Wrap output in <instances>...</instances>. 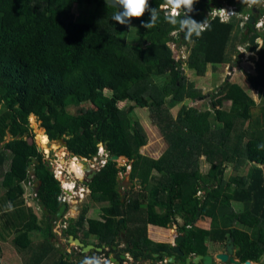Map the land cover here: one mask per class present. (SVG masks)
<instances>
[{
    "label": "trees",
    "instance_id": "16d2710c",
    "mask_svg": "<svg viewBox=\"0 0 264 264\" xmlns=\"http://www.w3.org/2000/svg\"><path fill=\"white\" fill-rule=\"evenodd\" d=\"M148 2L149 8H157L160 14L151 29L141 27L150 19L147 11L128 26L117 24L112 17L119 9L109 7L104 0H0V143L13 155L9 172L2 171L0 183L14 208L23 195L22 183H37L36 201L43 210L48 234L41 243L32 245L30 233L42 230L36 216L29 213L25 223H16L14 213L11 221L22 231L12 243L18 250L31 253L22 264L82 262H73L65 253L56 259L49 256L54 247L49 241L53 234L47 216L55 217L64 203L59 200L60 183L43 161L28 126L30 116L39 118L41 105L46 116L39 120V126L49 141L57 139L59 129H65L67 135L81 133L80 142L69 149L75 157L91 160L102 145L108 157L116 154L131 162L130 176L137 177L142 186L149 183L153 170L160 173L149 200L144 196L124 200L118 173L125 170V165L108 159L84 185L92 201L109 206L103 208L98 220L86 218L87 209H82L71 223L74 232L84 239L93 236L97 247L111 248L116 245L119 230L124 229L125 246L121 251L156 259L152 253L163 257L170 254V247L146 236L147 223L167 227L177 212H183L190 217L180 227L183 232L199 212L212 217L210 239H233L235 256L242 263L259 262L264 256V149L258 150V145L264 144V102L255 115L245 96L227 81L209 94L212 98L223 91L228 93L231 102L227 108H212L208 118L186 108V98H201L202 94L197 89L188 90L182 62L173 56L170 42L180 45L179 26L165 21L168 10L158 6L166 0ZM84 4L93 6V12L76 20L73 9ZM193 7L199 10L201 1ZM247 14L239 10L227 22H221L217 15L207 13L209 27L199 39H191L195 43L187 61L208 62L211 67L230 62L226 48L239 33L245 50L257 53L256 73L246 76L264 101V31L260 34L262 30L248 24L244 19ZM258 37H262V44L256 41ZM103 89L106 95L101 93ZM83 92L89 93L92 109L77 110L74 115L66 112L68 101ZM123 101L128 105L118 107L117 103ZM173 106H179L175 114L170 112ZM134 108H146L165 139L167 148L157 159L138 156L147 133L133 117ZM6 134L10 135L8 141H4ZM36 140L40 147L42 143ZM206 142L212 143L206 156L210 168L207 175H202L193 163L200 158ZM229 154L235 158L234 169L242 172L225 178L223 164ZM5 161V154L0 152L1 170ZM226 182L232 184V191L223 195ZM199 190L204 192L198 196ZM158 204L162 206L160 212L156 210ZM232 204L241 209L236 212ZM3 216L8 219V212ZM179 246L185 254L207 253L203 236L193 230L185 234Z\"/></svg>",
    "mask_w": 264,
    "mask_h": 264
},
{
    "label": "rangeland",
    "instance_id": "374dc122",
    "mask_svg": "<svg viewBox=\"0 0 264 264\" xmlns=\"http://www.w3.org/2000/svg\"><path fill=\"white\" fill-rule=\"evenodd\" d=\"M108 2V0H104ZM220 2V1H219ZM241 2V0H240ZM222 3V2H220ZM244 5V3H240V5ZM231 5V4H230ZM229 5L222 3L221 9H225L227 11L230 10L228 7ZM244 7V6H243ZM161 9V8H160ZM121 10V9H119ZM166 10V9H161ZM73 12L75 14L76 20L84 19L89 14L93 12V6H89L84 4L81 7H78L76 9H73ZM215 12V11H214ZM213 11H210L208 14H213ZM217 13V12H216ZM202 15V14H201ZM200 15V16H201ZM235 21H238V18H234ZM258 33H263V31H260ZM185 35H180V45L177 46V43H171L170 47L173 51V56L175 59H180L182 62V73L185 75L186 80H192L194 89H197L201 92V97H204L202 103L200 106H206V102L209 99V94L216 89L214 84L217 85L222 82L223 75L228 72L227 67L230 64V59L233 60L234 57L238 52L239 57L237 59L238 65L233 67L232 70L228 73V75L235 74V76H238L240 79H242L244 82L248 83L246 74H253L255 75V62L257 59V53L255 52H247L245 50L244 42H241L240 34H237V37L232 38L230 43L232 42V45L235 46V49L233 50V46L230 45V43L227 45L226 48V56L229 58L227 63H221L218 65H215V67H212L208 65V70L204 73H201L200 71L196 70L194 66L195 63L191 64L187 61V57L189 55V51L191 49V46L194 44L192 40H186ZM179 38V37H178ZM259 44L263 43L262 37H258L256 40ZM197 63V62H196ZM227 75V76H228ZM226 79V81L230 78ZM158 80H161V78H158ZM231 78L228 80L230 81ZM234 82V81H233ZM101 93L106 95L108 92L107 90L103 89L101 90ZM254 96L255 93H254ZM199 98H195L194 100H197ZM263 100V99H262ZM261 99L257 100L258 103L262 102ZM185 102V101H183ZM264 102V101H263ZM191 103L188 102L187 106H190ZM200 104V103H198ZM128 105V102H118V107H125ZM177 108L179 106H176ZM176 107L173 108L171 113L175 114ZM2 107V102L0 101V113ZM66 112H68L71 115H74L77 110H81L84 112L85 110L92 109L91 103H90V95L88 92H83L81 95H75L72 100L68 101L67 106L65 107ZM133 117L138 118L141 124H143L146 133H147V142L144 146H142L139 150L140 154L146 155H153L157 156V152H155L154 148V139L155 138H161L165 141V139L160 134L158 128L152 124L149 115H147V109L146 108H134L133 109ZM46 116L44 107L41 105V113L39 118H36L34 116H30L28 118V126L31 128V134L33 135L32 141L36 144V147L39 148V152L43 156V161L48 164V167L50 170L54 173L56 170H63V174L61 175L63 180V184H66V180H71L72 183H74L75 178H81L84 172V168L86 167L85 164H82V162L79 161V157H75L69 149H74L76 145L80 142V139H82L81 133H75L72 135H67L65 129H59L58 130V136L55 141H48L47 136L44 134V130L39 126V120ZM41 136V138L39 137ZM36 137L40 140V147L38 145V142L36 140ZM29 137V141H30ZM10 139V135L6 134L4 137V141H8ZM152 142V143H151ZM3 143H0V152H3L5 154V163L3 165V171L9 169V165L13 159L12 153L4 146ZM138 154V156H140ZM120 160V161H119ZM134 160V159H133ZM118 166L125 165V170L120 171L118 173V188L123 196H125L126 200L127 198H132L133 196L141 198L142 196L145 197V199H150V193L153 187H149L150 185L142 186L137 180L138 178H131L129 168L126 166V164H130V162L127 160V158L121 156L117 160ZM91 165H96L97 163V157L90 160ZM77 164H80L77 166ZM203 164V163H202ZM85 166V167H84ZM234 164L232 167H230L227 170V174H240L241 172L234 169ZM83 167V168H82ZM81 170V171H80ZM9 172V170H8ZM33 176V175H32ZM65 176V177H64ZM85 177V176H84ZM60 178V177H59ZM1 179V178H0ZM66 179V180H65ZM73 187V186H72ZM72 187L68 185L66 187V191L70 192L66 196L67 207L66 211L63 213L62 217L59 220H56V217H50L48 223L50 224V227L54 225V229H51L53 237L49 238L51 244L54 247V252H50L49 256H51V259H56L58 256L63 255L64 253L69 255V259H71L73 262L77 263L78 261H82L85 257H92L93 255L99 256L101 258L108 259L106 256L108 252L106 251H93L89 250L86 253H82V248L76 245L73 241L75 239H78L84 246L87 245H93L97 246L98 241L97 238H94L93 236H89L88 238L84 239L79 232H74L73 226H71L72 222H75L76 219L79 217V214L81 213L82 209H87V212L85 214V217L88 219H99L102 217L99 215L100 213V207H108V203H97L90 199V192L87 190L85 186H82V184L76 183L75 189L71 191ZM23 195L17 200L18 206L16 208L13 207V203L7 200V198L4 195L3 187L0 185V232L2 233L3 237L0 239V264H22L23 261L27 257L30 256V254H27L23 250H18L12 243V239L17 235L18 232H21L22 230L19 229V227H16L15 223H12L11 218L14 222V213H16V219L15 222L18 223L24 222L27 220L29 213L33 214L37 218V224L42 228L38 231H32L30 233L29 238L31 239L32 245H38L41 243L46 237H48V234L46 233V224L44 223L43 218V210L39 206L38 202L34 199V192L31 186L24 185ZM68 188V189H67ZM80 188L84 189L82 193H80ZM79 191V193L77 192ZM74 192V193H73ZM72 194V195H71ZM74 195V196H73ZM83 196V198H81ZM71 196V197H69ZM149 196V197H148ZM11 203L14 210H7V205ZM234 207L237 209L236 212H238L241 207L238 205H234ZM18 208L22 209L17 210ZM24 211V212H23ZM4 212H8V219H6V216H3ZM45 214V213H44ZM11 215V216H9ZM55 222V223H53ZM2 228V229H1ZM19 229V231H18ZM54 231V232H53ZM75 233V234H73ZM124 229H120L118 236L116 238V246L118 245V248H123L125 246V235H124ZM137 235V234H136ZM72 237V240L70 239ZM81 237V239H80ZM70 241V242H69ZM157 242V241H154ZM221 250V247L212 248L210 253H213L214 250ZM124 255H127V259L124 260V262H119V264H166L164 262V259H154L152 262L151 259L147 255H138L134 256L130 253H126L122 251ZM70 260V261H71ZM44 264H52V260L45 262ZM112 264V263H110ZM115 264V263H113ZM254 264H264V256L263 258Z\"/></svg>",
    "mask_w": 264,
    "mask_h": 264
},
{
    "label": "crops",
    "instance_id": "0c3cea01",
    "mask_svg": "<svg viewBox=\"0 0 264 264\" xmlns=\"http://www.w3.org/2000/svg\"><path fill=\"white\" fill-rule=\"evenodd\" d=\"M219 64H221V63H219ZM208 65L211 66V64L208 62H197L194 64L193 67H195V69L200 71L201 73H204L205 71L208 70ZM216 65H218V64H216ZM231 71H233V70H231ZM226 75H227V72H226V74L223 75L224 79L222 80V82H227L231 78V80L228 81L230 83V85L235 87L236 89H238V91H240L245 96V98L247 99V102L249 104H251L252 107H254V109L252 110V113L257 115L260 107L263 106V101L261 103H258V101H257V100L261 99V98H259L257 90H254L249 82L248 83L244 82L238 76H235V74H232V75L229 74L230 78L226 81V79H227ZM229 75L227 77H229ZM222 82L217 84V85L214 84L213 86H215L216 89H214L211 93H214L217 89H220ZM187 84L189 85L188 90L194 89V87H193L194 85H193L192 80H190V79L187 80ZM254 93L256 96H254ZM203 99H204V97H201L197 100L186 98L184 100L185 102H183V104H185L186 108L190 109L194 113H198L199 115H201L205 118H208V115L213 112V109L227 108L231 102V96L228 93H226L225 91L218 93L217 95H215L212 98H209L206 102V106H200L202 103H204V101L202 102ZM188 102L191 103L190 106H187ZM198 103H200V104H198ZM174 107L175 106H173L170 109V111H172ZM176 109H177V107H176ZM153 144H154L153 149L155 150V152H157L158 155L153 156L152 154L151 155L149 154L146 156L157 159L165 151V149L167 148V144L161 138L160 139L155 138ZM211 145H212L211 142L204 143L202 145L200 158L193 163V167L197 168L198 171L202 175H207L209 168H210V163L206 159V156H207L208 151L211 148ZM140 155H145V154H140ZM234 163H235V158L233 157V155L229 154L226 157V160L224 161V164H223L225 167V170H224V177L225 178H229V177L233 176L231 174H227V170L230 167H232V165ZM249 166H251V164H249ZM2 171H3V169L2 170L0 169V178H1ZM241 172H242V170H241ZM234 175H237V174H234ZM159 177H160V173H158L156 170H153L151 173V178H150L149 183H148V185H150L149 187H156L159 184ZM137 180H139V179H137ZM139 182H140V180H139ZM212 183H213V180H212L211 184ZM0 185H1V183H0ZM24 185L25 184L22 183V187H24ZM23 190H24V188H23ZM200 191H201V194L204 192V190H200ZM231 191H232V184L230 182H226V184L224 186V190H223V195L231 193ZM233 205H235V204H232V207L236 211L237 209ZM236 205H238V204H236ZM140 206L144 207L145 204L143 203ZM103 208H104L103 206H101L99 208L100 209L99 215L102 213ZM156 210L157 211L159 210V212H160L162 210V206L160 204L156 205ZM188 219H190V217L187 216L186 214H184L183 212H177L175 214V220H173L170 224H168L167 227L155 225L152 223H147V225H146V236L152 241H157V243H159V244H165V245L170 247V246L174 245V239L176 238V236L183 233L180 231V227L182 225L188 223ZM187 226L190 227V230H193L196 233L201 234L203 236L204 243H205V245L207 247V251L209 253L212 250V248H216V247L222 248V246H220V244L223 245L222 244L223 242L212 241L209 237L210 236V229L212 226V217L211 216H207V215H203V214L199 213V215L195 216V218L192 221H190V223L187 224ZM235 226H237V225L235 224ZM215 243H219V246L216 245ZM222 250L223 249H221V250L215 249L213 253L220 252ZM234 251H235V248H234ZM171 253H172V248H170V254Z\"/></svg>",
    "mask_w": 264,
    "mask_h": 264
},
{
    "label": "clouds",
    "instance_id": "9594fccd",
    "mask_svg": "<svg viewBox=\"0 0 264 264\" xmlns=\"http://www.w3.org/2000/svg\"><path fill=\"white\" fill-rule=\"evenodd\" d=\"M201 1V0H199ZM213 1V0H212ZM218 1H222V0H218ZM197 2V0H166V2L164 4H161L159 5L158 7L161 8V9H167L168 11L166 12L165 16H164V19L165 21L171 25V26H176L178 25V29L177 31H179V34H185V39L186 40H191L193 38V36L197 39H199L201 36H202V33L209 27L208 25V21H207V18H206V15L207 13H209L210 11H216L217 12V16L221 19V22H227L229 19H231L232 17L235 16V13H234V10L232 8V6H228L230 8L229 11L225 10V9H221V5L218 6V4L220 2H216L213 1L211 2V4L214 5V7L210 8V9H207L208 7V4L205 3L204 5H202V7L198 10L196 7H193V5ZM223 2V1H222ZM262 2V0H241V3H246L248 4L249 6H253V5H257V4H260ZM227 4V3H225ZM229 5V4H227ZM261 5V4H260ZM259 5V7H260ZM108 6L109 7H114V8H118V9H122L121 10H117L112 19L117 23V24H120V25H124V26H128L130 25V22L131 20L133 19H138V18H141L145 12H149L150 14V19L148 22L146 23H142L141 24V27H143L144 29H151V28H154L156 27L157 25V21L158 19L160 18V14L159 12L157 11V8H149V2L148 0H108ZM203 6H206V7H203ZM258 8H256L257 10ZM183 10V13L182 11ZM258 11V10H257ZM194 12V13H192ZM190 13V14H189ZM250 13V11H249ZM183 14V18L181 19H178L179 17H181ZM202 14V15H201ZM201 15V16H200ZM214 15V13L212 14ZM257 15V14H256ZM201 17L202 18V21L201 22H197L195 20V17ZM258 16V15H257ZM257 16H255L253 13H250V14H247L245 15V17H247L246 19V22L248 23V20L249 19H253V25L254 28H255V21H256V18ZM244 17V19H245ZM247 30V29H246ZM173 34H176V33H173ZM243 42V41H241ZM193 43H195V41L193 40ZM240 53V52H238ZM232 61V60H231ZM231 63V62H230ZM229 73V71L227 72V74ZM102 147V145H100ZM103 149V154H99V148H98V153H97V161L99 160V156H105L106 160H108V153L106 154L104 148L102 147ZM260 149H264V144H260L258 145V150ZM38 150V148H37ZM39 151V150H38ZM95 157V158H96ZM77 158V157H76ZM79 159H82L79 157ZM86 159V158H85ZM88 160V159H87ZM89 161V164L90 166L92 167L91 163H90V160ZM127 165V164H126ZM101 168V167H100ZM99 171V170H98ZM97 171V172H98ZM63 174V170H61V175ZM61 175H59L57 178H55L56 180L59 181L60 183V187H61V197L59 198V200L61 202H63L66 207H67V202L69 201H62L61 198L63 196V194H68V192L66 191L65 189V186H63V180ZM53 176H54V173H53ZM85 173L83 172V175H82V179L85 178ZM60 177V178H59ZM65 177V176H64ZM79 178H75L74 180V185H73V188L71 189V191H73L75 189V186H76V183H79V184H82V186H85L84 183L86 182H80L78 180ZM66 180V179H65ZM23 184L27 185V186H30L26 183L23 182ZM32 184L34 185L32 187L33 189V192L34 194L36 195V187H37V183H33ZM86 187V186H85ZM87 188V187H86ZM82 189V188H80ZM79 189V190H80ZM87 190L89 191V189L87 188ZM85 191L84 189L80 192H83ZM77 192L79 193V191L77 190ZM90 192V191H89ZM74 193V192H73ZM72 195V194H71ZM196 195H201V191H197ZM74 196V195H73ZM84 195H82L81 198H83ZM71 197V196H69ZM34 199L36 200V196H34ZM7 210L11 211V210H14L11 203L9 202V204L7 205ZM66 211V209H65ZM64 211V212H65ZM45 212V210H44ZM63 215V214H62ZM49 217V216H47ZM50 219V217H49ZM57 220H59L60 218H57ZM122 221V220H121ZM187 227V226H186ZM178 236V235H177ZM79 241V240H78ZM82 243V242H81ZM175 244V243H174ZM179 245V244H178ZM93 246V245H92ZM173 246V245H172ZM180 247V246H179ZM171 248V246H170ZM97 246H93V251H97ZM98 249H100V247H98ZM181 249V248H180ZM172 254V253H171ZM171 254H165L163 257H158V253H152V256L156 259H164V262L166 264H174V263H171L168 261V256L171 255ZM185 254V252H184ZM234 256H235V251H234ZM233 256V257H234ZM184 257V256H183ZM215 258V256H214ZM235 259L239 260L238 258L234 257ZM155 259V260H156ZM154 260V259H152ZM216 260V259H215ZM217 261V260H216ZM240 261V260H239ZM154 262V261H153ZM241 262V261H240ZM251 262V261H250ZM242 263V262H241ZM81 264H110V261L108 259H105V258H101L99 256H96V255H93L92 257H85ZM245 264V262H244Z\"/></svg>",
    "mask_w": 264,
    "mask_h": 264
},
{
    "label": "water",
    "instance_id": "95a60500",
    "mask_svg": "<svg viewBox=\"0 0 264 264\" xmlns=\"http://www.w3.org/2000/svg\"><path fill=\"white\" fill-rule=\"evenodd\" d=\"M190 14V13H189ZM248 24H253V19H249L248 20ZM239 57V53L236 54V56L234 57V59L231 61V63L229 64V66L227 67L228 71H231L233 67L238 65L237 59ZM228 75V74H227ZM226 75V78H228ZM39 150V148H38ZM106 154L108 153L107 151H105ZM118 158H120V156L114 154L111 155L110 157H108V159L110 160H117ZM105 156H99V160H105ZM82 160L81 162L86 164V167L84 168V173H85V178H79L78 180L80 182H88L90 181L97 173L96 169H94L93 167L90 166L89 161L85 158L80 159ZM66 209V205L63 204L60 206V208L58 209L57 213H56V217L57 218H61L62 214L64 213ZM45 215H48V212L45 211ZM199 215V212L196 213V216ZM123 220V219H121ZM47 221H49V217H47ZM190 227L187 226L185 228V230L183 231L182 234H179L178 236H176V238L174 239V245L171 246L172 248V254L168 256V261L171 263H174L176 261L177 264H182V261H186V264H190V261H192L193 264H212V257L209 254H197L193 257H183L184 256V252L180 249L179 247V243L183 240V238L185 237V234L187 232H189ZM70 239L72 240V237H70ZM233 239H229L227 241L226 247H225V251L222 253H218L215 255V259L219 261V263L221 264H241V262L237 259H235L234 256V245L232 243ZM70 242V241H69ZM76 245H78L79 247L82 248V253H86L89 250L93 249L92 245H87L84 246L80 241H78V239H75L73 241ZM77 242V243H76ZM97 251H100V249H96ZM178 256V257H177ZM122 258H125L126 255H121ZM110 260L115 263L118 264V261L116 259H114L113 257L110 258ZM245 264H251L250 261H246Z\"/></svg>",
    "mask_w": 264,
    "mask_h": 264
},
{
    "label": "flooded vegetation",
    "instance_id": "af4514ba",
    "mask_svg": "<svg viewBox=\"0 0 264 264\" xmlns=\"http://www.w3.org/2000/svg\"><path fill=\"white\" fill-rule=\"evenodd\" d=\"M213 1H215V3L216 2H219L218 0H213ZM212 0H201V3H202V5H204L205 3H207L208 4V7H207V9H210V8H212V7H214V5L213 4H211V2H213ZM223 1V2H222ZM221 2L222 3H227V4H229V6H232V8H233V10H234V13H236V14H238V12H239V10H246V11H248V14H250V13H253L255 16H257L256 14H258V11L256 10V8H258L259 7V5L261 4H257V5H253V6H249L248 4H246V3H244V5H240V0H222ZM222 3H219L218 4V6H220ZM231 4V5H230ZM244 6V7H243ZM203 7H206V6H203ZM249 11H250V13H249ZM200 17V16H199ZM199 17H195V20L197 19V18H199ZM241 41H243L242 40V38H241ZM79 161L81 162L82 160H80L79 159ZM82 164H85V162L84 163H82ZM86 165V164H85ZM85 167V166H84ZM66 184H68V185H73L74 183H72V181L71 180H66ZM55 217H56V215H55ZM57 220V219H56ZM53 223H55V222H53ZM51 229H54V225H52L51 226ZM54 232V231H53ZM80 239H81V237H80ZM229 240V239H228ZM227 240V241H228ZM227 241H225V242H223L222 244L223 245H221L220 244V246H222V248L221 249H223L222 251H220V252H215V253H209L208 251H207V253H205V254H209L211 257H212V264H221V263H219V261L217 260H215V258H214V256L216 255V254H218V253H222V252H224L225 251V247H226V244H227ZM216 245H218L219 246V243H215ZM98 248V247H97ZM100 251H106V252H108L107 253V257H108V260L110 261V263H112L113 264V262L110 260V258L111 257H113L114 259H116L117 261H118V264H119V262H124V260L125 259H127V255H126V257H125V259L124 258H122L121 257V255H123V253H122V251H121V248H118V245L116 246V245H113L111 248L110 247H108V246H105V245H101L100 246ZM100 251H97V252H100ZM183 251V250H182ZM126 253H129L128 251H125V254ZM198 254H201V253H198ZM205 254H203V255H205ZM195 255H197V253H189V254H184V257L186 258V257H193V256H195ZM178 257V256H177ZM234 257H236V256H234ZM149 259H151V258H149ZM151 261L153 262V260L151 259ZM252 264H254V263H256V262H251ZM174 264H177L176 263V261L174 262ZM182 264H186V261H182ZM190 264H193L192 263V261H190ZM241 264H244V262L243 263H241Z\"/></svg>",
    "mask_w": 264,
    "mask_h": 264
},
{
    "label": "built area",
    "instance_id": "2783aa9c",
    "mask_svg": "<svg viewBox=\"0 0 264 264\" xmlns=\"http://www.w3.org/2000/svg\"><path fill=\"white\" fill-rule=\"evenodd\" d=\"M257 10H258V14H257L258 16H257L256 21H255V28L257 30L264 31V0H262L261 5H260V7H258ZM216 14L217 13L215 11L214 15H216ZM245 19H247V17H245ZM101 153L103 154L104 152H103L102 147L99 145V154H101ZM106 161H107L106 159L105 160H98L96 165L92 164V167L94 169H96V171H98L100 169V167L104 166ZM126 166L130 169V164H127ZM54 172H55V175H54L55 178H57L59 176V174H61V170H56ZM28 185H30L31 187L34 186L32 184V182L31 183L29 182ZM82 190L83 189H80V191H82ZM80 193H82V192H80ZM33 195L36 196L35 194H33ZM66 196H67L66 194H63L61 200L62 201H68V200H66Z\"/></svg>",
    "mask_w": 264,
    "mask_h": 264
},
{
    "label": "bare ground",
    "instance_id": "6f19581e",
    "mask_svg": "<svg viewBox=\"0 0 264 264\" xmlns=\"http://www.w3.org/2000/svg\"><path fill=\"white\" fill-rule=\"evenodd\" d=\"M120 161V160H119ZM80 164H77V166H79ZM83 168V167H82ZM81 171V170H80ZM74 185V184H73ZM73 185H70L71 187L73 186ZM63 186H65V189H66V187L68 186V184L67 185H64L63 184ZM73 188V187H72ZM68 189V188H67ZM68 193H70V192H68ZM77 243V242H76ZM252 264V263H251Z\"/></svg>",
    "mask_w": 264,
    "mask_h": 264
}]
</instances>
